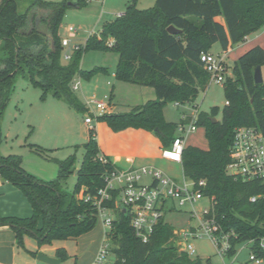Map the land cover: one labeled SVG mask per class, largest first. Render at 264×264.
<instances>
[{
	"label": "trees",
	"instance_id": "16d2710c",
	"mask_svg": "<svg viewBox=\"0 0 264 264\" xmlns=\"http://www.w3.org/2000/svg\"><path fill=\"white\" fill-rule=\"evenodd\" d=\"M69 2L77 8L85 4V0H29L21 10L19 0H0V142L1 123L17 76L41 88L42 98L50 94L87 112L73 89L74 78L79 74L89 79L107 69L83 70L82 58L89 50H112L119 54L115 78L152 87L157 97L96 119L115 130L135 127L155 132L163 145L170 147L178 135L179 122L167 121L164 107L169 102L198 107L195 102L199 94L210 84L202 53L211 52L217 43L226 52L264 27V0H156L154 6L143 9L137 0H131L122 15L105 21L100 32L93 33L85 46L73 49L64 63L60 30ZM170 25L182 31L171 33ZM258 65L264 66V48L260 45L234 62L232 74H227L223 83L226 104L222 117L217 122L212 120L218 115V107L198 112L197 125L205 129L208 149L186 145L182 166L188 179L206 181L204 194L213 198L208 217L215 219L220 232L229 235L227 254L235 255L239 243H250L251 253L264 259V181L245 180L227 171L236 128L253 126L264 132V81L256 83L254 78ZM84 147L81 164L76 165L75 155L60 161L55 180L40 179L26 171L20 155L0 153V176L18 187L34 210L25 218L0 214V226H10L21 247H25L26 235L42 246L77 238L97 225L98 209L84 198L106 187V176L117 167L109 157L103 160L95 127L89 129ZM33 148L38 154L47 151L37 145ZM76 169L77 181L69 191L64 184ZM80 193L83 197L77 196ZM111 193L113 198L105 201V206L114 207L117 192ZM114 215L107 235L115 264H208L204 258L180 250L176 229L165 215L148 241L136 235L128 212L115 209ZM56 254L68 259L65 247L58 248Z\"/></svg>",
	"mask_w": 264,
	"mask_h": 264
},
{
	"label": "rangeland",
	"instance_id": "374dc122",
	"mask_svg": "<svg viewBox=\"0 0 264 264\" xmlns=\"http://www.w3.org/2000/svg\"><path fill=\"white\" fill-rule=\"evenodd\" d=\"M19 2L20 9L24 10L29 0H19ZM114 2V0H85L83 6L68 10L60 31L62 38H67L70 41L69 45L64 46L63 49L62 60L64 63L68 61L65 58L67 53H71L76 45L85 46L87 39L93 33L100 31L104 21L114 17L116 12L118 13L120 8H115ZM142 3V1L139 2V4ZM70 26L76 29L74 34L69 31ZM108 41L112 42V38H109ZM212 51L215 54L224 52L219 43L213 46ZM233 57L234 54L228 58L229 74H232ZM118 61L119 54L112 50H89L84 54L81 61L83 70H91L97 67L107 69L106 72L97 73L89 79L79 74L75 76L73 82H81V88L75 90V93L85 106L86 102L93 97L98 101H114L117 107L121 109H127V105H139L146 101V93L136 91L139 90L138 88H144L143 86L119 81L115 78L114 73ZM262 70L264 76V66ZM114 85L115 90L112 95L111 90ZM42 94L41 88L29 84L22 76H17L14 91L1 123L0 153L2 155H20L22 166L26 171L40 179L55 180L60 172V161L75 155L76 165L81 164L85 154L84 144L87 142V128L85 127L87 112L79 111L71 107L66 101L56 99L50 94L42 98ZM195 104L198 105L197 108L189 104L177 106L176 103L169 102L164 107L165 119L169 122L178 123L182 119L184 111L189 114H195L198 111L210 112L213 107L219 108L216 118L220 119L226 104L224 84L210 81L208 89L199 94ZM91 109L97 111L94 106ZM88 114L90 115V113ZM97 121L95 119L93 124L88 126L95 127ZM187 139L192 145L193 143L204 144L207 140L204 128L198 127L196 131L187 136ZM34 145L46 148L47 151L44 154H38L33 148ZM173 175L181 180L183 175L181 167H178ZM76 181V174H70L64 184L65 188L72 191ZM150 181L151 179L148 177L142 179V182L149 183ZM80 195L81 193L77 194V196ZM174 203L175 208L167 211L165 218L177 231L197 227L200 224L204 209L211 206L208 198H203L193 204L180 205L178 201ZM193 210L197 212V215H192ZM105 217H114V213L111 210H106L99 214L95 228L82 234L86 238H82L83 241L80 243V252L84 260H89L95 256V247L91 243V239L102 238L101 246L107 236L106 233L109 227L104 222ZM67 240L66 242H68L71 251H76V238ZM191 242L196 248V252L192 256H200L208 264H256L255 261L251 260L250 243H239L236 247L237 253L228 255L219 253L218 247L207 235L193 238ZM109 243L112 246L111 242ZM113 258L114 254H111L107 259ZM262 260L264 264V259L262 258Z\"/></svg>",
	"mask_w": 264,
	"mask_h": 264
},
{
	"label": "built area",
	"instance_id": "2783aa9c",
	"mask_svg": "<svg viewBox=\"0 0 264 264\" xmlns=\"http://www.w3.org/2000/svg\"><path fill=\"white\" fill-rule=\"evenodd\" d=\"M122 15V14H120ZM118 15V16H120ZM69 31L74 34L76 29L69 27ZM70 41L67 38L62 39V45L68 46ZM79 48L76 45L74 49ZM70 53L65 55L69 60ZM228 56L226 52L215 54L213 52H203L201 59L205 68L210 73V81L224 83L227 74H229ZM73 89L81 88V82H73ZM179 105L178 103H176ZM96 112L92 111V107ZM88 109L85 123L93 124L98 116L110 113L112 102L109 100L98 101L95 97L86 102ZM199 112V111H198ZM198 112L195 114H183L179 122L177 133L170 147H164L161 156L173 162L182 163V155L186 147V138L192 132L198 129ZM90 113V115L88 114ZM93 126H89V129ZM104 161L107 157L102 155ZM227 171L230 174L242 177L245 180H263L264 181V132L253 126H240L235 130L234 139L230 147V162L227 165ZM148 177L149 183L142 182V179ZM107 185L98 191L94 196L87 195L85 200L93 201L98 209V216L106 210L115 213V209H123L131 217V226L136 235L143 241H148L155 226L167 211L175 208V201L180 205L186 203H196L203 198L210 200L211 206L206 207L197 227L189 230L177 231V244L182 251L190 255L196 252L195 245L191 239L198 236L207 235L209 239L218 247L219 253H226L230 248L229 235L220 232V228L211 214L213 198L204 194L206 186L205 180L195 182L183 176L181 180L167 174L162 169L153 165H144L137 168L122 170L115 168L106 176ZM111 191H116L117 196L114 201V207L105 206L104 202L111 200L113 195ZM80 197H83L81 194ZM253 200L255 198H252ZM192 215H197L195 210ZM114 217H105L104 222L109 230L112 228ZM108 230V231H109ZM107 231V232H108ZM107 234V233H106ZM110 238L107 235L101 245L93 264H115V254L112 252ZM114 254L113 259H107L109 255ZM251 260L256 264H263L262 258L251 255Z\"/></svg>",
	"mask_w": 264,
	"mask_h": 264
},
{
	"label": "crops",
	"instance_id": "0c3cea01",
	"mask_svg": "<svg viewBox=\"0 0 264 264\" xmlns=\"http://www.w3.org/2000/svg\"><path fill=\"white\" fill-rule=\"evenodd\" d=\"M114 1L115 8L118 7L120 9L118 13H115L114 17L107 19L106 21L112 20L118 15L123 14L126 9L127 3L131 0ZM141 1L143 3L139 4V2ZM155 3L156 0H138L137 6L143 9L148 8L146 6L152 7L155 5ZM72 8L77 7H70L69 9ZM62 27L63 24L61 28ZM256 45H260L264 48V27L259 31L251 34L244 43L239 44L236 47L226 51V54L228 58L232 54H234L233 61L235 62L242 54H244L246 51ZM211 52L213 51L211 50ZM143 87L144 88H138L139 90L136 91L138 93H146L145 102L150 99H155L157 97L154 88H146L145 86ZM112 89L115 90V85L112 87ZM131 107L133 106L127 105V109H121L118 108L117 104L113 101L111 111L124 112L128 111ZM183 114L190 115L186 111H184ZM85 127L87 128L86 136L88 140L89 126L86 124ZM95 137L98 141L101 154L109 157L111 161L115 164V166L119 169L127 170L131 168L141 167L144 165H153L162 169L164 172L175 178L176 176L173 175V172L178 167H181L183 172L182 163L173 162L161 156L162 149L165 146L163 145L160 137L155 132L135 127H127L120 130H115L106 121H97L95 124ZM186 145H192L189 139L187 138ZM193 145L203 149H208L209 146L208 140H206L204 144L193 143ZM183 176L184 172L182 178ZM33 212V207L29 202L28 198L25 196V194L18 187L6 181L0 176V214L2 216H17L25 218L30 217ZM84 237L85 236L80 235L76 238L77 244L75 247L76 251L74 252L71 251L70 246L68 245V242H66V240H54L51 244H44L42 246H39L37 240L30 235L25 236V247H21L17 242V236L15 231L10 226H0V264H47L39 261L37 259V255L33 253H38L40 251L51 257L60 259L61 262L59 264H93L94 260L97 257V252L101 248L100 244L102 238L91 239V243H93L95 247V256L93 258H90L89 260H84L83 255L80 252V243H82V238ZM60 247L66 248L68 252V259L63 260L57 256L56 251Z\"/></svg>",
	"mask_w": 264,
	"mask_h": 264
},
{
	"label": "water",
	"instance_id": "95a60500",
	"mask_svg": "<svg viewBox=\"0 0 264 264\" xmlns=\"http://www.w3.org/2000/svg\"><path fill=\"white\" fill-rule=\"evenodd\" d=\"M69 6L70 7H75L76 4L74 2H69ZM168 31L171 33H180L182 30L177 29L174 25H170L168 27ZM52 40V47H55V42L54 39L51 37ZM254 78H255V82L256 83H262L264 81V76H263V70H262V66L258 65L255 69L254 72ZM213 122H217L218 119L216 117L212 118ZM158 130V129H157ZM78 170L75 171V174H77ZM37 259L41 262L47 263V264H59L61 262L60 259L55 258V257H51L43 252H38L37 254ZM205 263V262H204Z\"/></svg>",
	"mask_w": 264,
	"mask_h": 264
}]
</instances>
